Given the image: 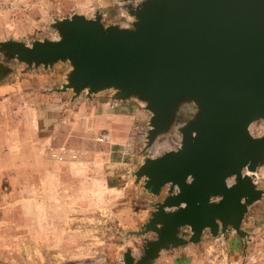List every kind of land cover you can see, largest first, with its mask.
I'll list each match as a JSON object with an SVG mask.
<instances>
[{"label": "water", "instance_id": "95a60500", "mask_svg": "<svg viewBox=\"0 0 264 264\" xmlns=\"http://www.w3.org/2000/svg\"><path fill=\"white\" fill-rule=\"evenodd\" d=\"M125 25L104 14L55 19L57 39L0 40L6 62L53 68L69 62L61 91L87 98L113 90L112 101L137 100L150 112L146 148L175 133L180 145L146 156L133 172L161 196L141 231L154 232L144 254L125 264H154L163 250L235 231L247 235L249 208L264 196V0H137L121 4ZM5 67L0 65L4 74ZM185 107L192 114L179 123ZM189 229L188 237L182 235Z\"/></svg>", "mask_w": 264, "mask_h": 264}, {"label": "rangeland", "instance_id": "374dc122", "mask_svg": "<svg viewBox=\"0 0 264 264\" xmlns=\"http://www.w3.org/2000/svg\"><path fill=\"white\" fill-rule=\"evenodd\" d=\"M120 2L128 0H0V40L31 44L57 39L52 27L55 19L101 3L118 7ZM0 65L6 68L4 74L0 72V83L14 81L19 86L0 109L4 118L10 107L15 112L14 118L0 119L4 129L6 122L13 125L8 127V156L0 161V264H125L128 249L135 259L140 258L147 239H155L156 234L134 232L143 229L161 196L150 195L133 172L144 157L176 149L179 136L171 133L146 148L151 114L131 99L127 102L145 117L130 126L124 141H101L103 135L92 131L89 121L93 108L81 102L89 101L85 93L75 103L78 96L70 100L73 92L60 90L71 68L69 62L35 69L17 60L6 62L0 54ZM32 88L36 96L25 99L24 92ZM104 93L111 98L113 90ZM34 111L43 113L38 124ZM192 112V107H185L178 122ZM252 129L256 136L264 135V120L254 122ZM62 146L74 149L78 156L58 159ZM256 181L264 189V167ZM243 229L247 235L230 231L227 238L214 237L207 230L201 242L192 243L183 264H264V196L250 206ZM182 235L188 237L189 229H183ZM173 252L163 250L154 264H176Z\"/></svg>", "mask_w": 264, "mask_h": 264}, {"label": "crops", "instance_id": "0c3cea01", "mask_svg": "<svg viewBox=\"0 0 264 264\" xmlns=\"http://www.w3.org/2000/svg\"><path fill=\"white\" fill-rule=\"evenodd\" d=\"M128 1H137V0H128ZM100 3V2H99ZM123 3V2H122ZM118 5V7L113 6H104L102 3L101 5L98 4L95 7L90 8L89 10L82 11L81 13H85L87 16H92L94 12L101 11L104 14V22H114V23H108V24H119L121 26L125 25L120 22V20H128V14L125 12V10L122 8L121 4ZM125 3V2H124ZM107 7V8H106ZM18 83H14V81H5L0 83V109L3 107V104L6 102H9L12 100L13 96L12 93L18 88ZM34 89V91H33ZM64 92V91H63ZM11 93V96L7 97L6 100L1 99L3 96H6V94ZM104 92L95 94L92 98H88L89 101L86 99H82L81 102H83L84 105H87L85 103H89V106L93 108L92 117L90 116L89 121H92V131H96L98 134H102L105 141L106 139H113L115 141H124L126 135L128 134V130L130 129V126L133 123H136V120L141 117H145V113L142 112L135 104H133L131 101H112L110 97L105 95ZM36 90L35 88H32V91L28 90L24 92L25 99L28 97L36 96ZM45 97V94H43ZM70 97V100H73V94ZM69 97V96H68ZM86 97V96H84ZM63 98V97H62ZM79 96L77 97V100L75 103L79 100ZM87 98V97H86ZM87 101V102H85ZM44 103V102H43ZM42 103H38L37 106H41ZM55 105V104H54ZM46 106V104H45ZM58 107H64V103L58 104ZM45 108V107H44ZM42 109V108H41ZM44 116L45 111L44 110ZM34 115L36 114L37 118V124L38 120L43 117V113L37 114L36 111H34ZM14 111L10 107V109L5 113V118L2 115L3 111L0 110V119L4 118L6 120H9L10 118H14ZM29 117H33V114L30 112L28 113ZM41 115V116H40ZM89 117V116H88ZM6 128L5 123L3 126H0V161L4 157L8 156L7 147L8 144H10L9 139L11 133H9L10 122H6ZM32 126H35V123L33 122ZM4 129V130H3ZM14 135V133L12 134ZM8 140V141H6ZM114 141V142H115ZM3 171L6 169L5 166H3ZM180 246L176 248H172V258L174 262H178L180 264H183L187 257H188V251H191L192 247H194V244L189 243L187 246ZM175 249V250H174ZM188 249V250H185ZM176 262V264H177Z\"/></svg>", "mask_w": 264, "mask_h": 264}, {"label": "built area", "instance_id": "2783aa9c", "mask_svg": "<svg viewBox=\"0 0 264 264\" xmlns=\"http://www.w3.org/2000/svg\"><path fill=\"white\" fill-rule=\"evenodd\" d=\"M251 131L252 133L254 134L253 132V129H252V126H251ZM255 135V134H254ZM104 137L105 136H100L99 139L100 140H104ZM176 144L179 146L180 143L179 142H176ZM72 157V158H76L78 156L77 153H75V150L74 149H70L66 146H62L58 149V159L60 160H64L66 157Z\"/></svg>", "mask_w": 264, "mask_h": 264}, {"label": "bare ground", "instance_id": "6f19581e", "mask_svg": "<svg viewBox=\"0 0 264 264\" xmlns=\"http://www.w3.org/2000/svg\"><path fill=\"white\" fill-rule=\"evenodd\" d=\"M249 174H251V175H254L255 177H256V174H257V172H249V171H247Z\"/></svg>", "mask_w": 264, "mask_h": 264}]
</instances>
